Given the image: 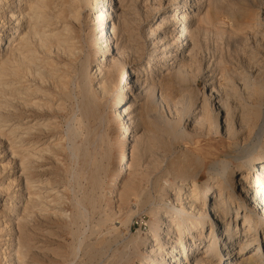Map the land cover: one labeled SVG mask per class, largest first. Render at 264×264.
<instances>
[{"label":"bare ground","instance_id":"obj_1","mask_svg":"<svg viewBox=\"0 0 264 264\" xmlns=\"http://www.w3.org/2000/svg\"><path fill=\"white\" fill-rule=\"evenodd\" d=\"M130 1L123 6L118 0H0V137L8 138L12 156L5 164L7 154L0 152V264H35L34 247L25 235L36 207L69 224L87 217V198L76 199L75 213L68 214L63 200L67 190L53 189L55 208H50L53 180L37 186L31 177L36 160L63 149L62 142L48 144L49 133L58 126L47 113L59 111L58 98L65 102L63 97L70 99L75 89L82 98V118H90L100 103L112 100L116 109L111 118L122 145L125 148L130 138L135 142L133 162L127 165L132 170L137 163L132 171L134 178L140 174L142 182L162 168L159 154H172L178 143L222 131L233 146L229 159L219 163L202 162L189 152L165 159L171 177L164 184L161 177L153 182L155 200L152 194L140 192L138 179L124 183L118 192L127 172V165H120L107 187L109 202H117L116 214H121L132 198L142 205L150 198L144 210L153 222L145 238L129 242L132 255H115L114 264H264V0H205L208 11L200 21L217 29L219 39L233 47L230 57L221 53L219 60L202 56V38L208 31L192 28L195 9L203 7V0H166L164 12L163 0H148L157 2L154 12L159 10L160 17L145 30V38L137 31L142 9L138 10L137 0ZM152 14L144 13L146 19ZM83 21L96 47L94 74L89 72L91 56L83 55L86 41L79 33ZM147 42L153 48L142 67ZM73 63L77 69L72 78L68 68ZM155 63L161 67L153 74ZM200 78L204 92L193 93L191 87ZM157 97L158 108L152 102ZM160 106L169 110V117L158 112ZM76 115L73 110L70 121L80 122ZM141 122L146 133L137 136L133 126H142ZM74 129L68 132L69 139L76 137L77 133L71 134ZM70 151L75 155L80 150L71 145ZM148 153L155 158L144 166L142 157ZM84 159L87 164L91 161L90 155ZM205 171L208 176L202 181ZM11 173H21L25 186L16 190ZM89 205L94 206L92 201ZM131 222L129 218L121 223L129 230ZM104 246L99 240L89 257H97ZM55 250L47 247L36 254L57 257L60 253Z\"/></svg>","mask_w":264,"mask_h":264},{"label":"rangeland","instance_id":"obj_2","mask_svg":"<svg viewBox=\"0 0 264 264\" xmlns=\"http://www.w3.org/2000/svg\"><path fill=\"white\" fill-rule=\"evenodd\" d=\"M118 1H122L119 3L120 5L122 4L123 6H129L131 4L130 0H118ZM153 1H148V0L147 1L146 0L136 1L138 10L142 9V10H139L138 19L141 20V24L139 23L138 26L140 28L138 27L137 31L144 38L146 34L145 30H147L150 27V25H152L154 22L158 21L160 17L159 10L158 11L156 10L154 12L155 4H157V2H153ZM206 3L207 2L203 0V3H202L204 4L203 7H200V9L199 8L195 9L197 12L196 13L197 17L195 18V21L192 27L193 29L200 28L201 30L208 31L206 36L204 35L202 38L203 49H202L201 54L203 57L205 58L207 57L206 58L207 60H210L209 58L212 59L213 57H214L213 59H215L216 57V59L219 60V55H221V53L225 55L227 54L226 56L230 57L233 47H231L230 44L229 46H227L228 42H226L225 40L219 39L217 29L213 28L212 30L210 26L208 27L206 23H203V21H200L201 19H203V17L205 18V15L207 14L208 7H206L207 6ZM162 4H163L162 6L163 9L161 10V12H164L167 8L166 0H163ZM146 11L153 12V14L148 19H146V15H144ZM83 23L84 24H82L79 29V33L81 34L82 37H84L86 41L85 52L83 55L84 57L85 55L91 56L92 64L89 67V72L94 74L95 68L97 65L96 63L97 61L95 60V58H93L96 47L93 45V39L89 37V32H90L89 25H87L86 21H83ZM119 36H120L119 44H122V42H124L125 39L124 40L122 39L123 35L121 33ZM189 47L191 49V46ZM152 48L153 46L152 47L150 46V42H147L146 51H145L146 53H145L144 59L140 63L142 67H144V65H146V63L149 62V59H150L149 57L151 55L150 53L152 51ZM190 49L188 48V50ZM153 66H154V71H155L153 74H156L157 72H159V68L161 66L159 65V63L157 64L155 63ZM76 69H77V64H74V63L70 65V67L68 68V73L71 75L72 78L76 76V72H75ZM218 78H219V71H218ZM203 81H204L203 78H200L197 81L196 85L191 87L190 91H192V89L194 88L193 93L196 92V90H197L196 93L204 92V82ZM78 92H79L78 89H75L74 95L71 96L70 99L64 96L63 98L65 102H59V100H62L60 99L61 97H59L57 104L60 105V110L52 112V113H47L48 118L51 119V123H55V125L57 124L58 126V127L56 126L58 129H55L54 131H52L54 133H49L48 139L50 140L48 144L52 142L53 144L62 142L61 147L63 149L60 148L62 150L60 151L55 150V152L53 150L51 153L46 154V156L41 157L40 158L41 160L39 159L36 160L37 162L35 163V165H33L34 169L31 172V177L34 178L33 181H37L36 183L37 186L41 185L40 184L41 181H45L46 179H52L53 181L51 185L53 186L51 187L52 190L49 188V190H51V192L49 191L50 195L51 193L52 194L54 193L53 189H60V190L64 189V191L67 190L65 191V197H63L64 198L63 200H65V202L67 201L66 203L64 202L66 206V207L64 206V208H65V212L69 211L68 214H70L71 211H72V214L75 213V211L72 210V207L76 199L87 198L84 200V205L88 210V214L86 217L87 219L85 218L83 219L84 221L81 220L77 224H69L68 222L64 223L62 221H59L55 217L54 218L47 217L45 215L47 213L43 211L39 212V209L44 210L45 208H42L41 206L36 207L34 209L35 218H34L33 223H31L29 227L30 230L28 231L29 237L25 235V237L28 238L26 239L30 242L31 248L34 247L32 251H34L36 255V257H34L35 264H114L115 255H116V258L120 257V255H123L125 253L128 254L127 256L132 255L131 249H133V246L131 247L130 245H128L131 240L137 239L139 237L145 238L148 235V233L151 231L150 225L153 222V219H152V216L149 215L148 212L144 210V207H146L145 204L149 205V202L151 200L150 198L145 200V204L143 203L145 206L142 204H139L136 198H132L131 203L129 204L127 209H125L121 214H116L119 204L117 202H116L117 204L116 203H114V205L111 204L108 200V197L106 196L107 187H108L109 181L113 173L117 171L120 165L124 164L125 166L127 164H132L133 162L131 161L132 155L130 154H132L131 153L133 150L132 148L135 147V142L132 143L133 139L130 138L127 141L128 145H126L125 148L122 145V136L119 133L117 124L111 118L113 111L116 109L112 107L113 103L111 99L109 103H100L98 106V110H96V113L90 118L88 119L82 118V115L79 112V106H81L82 98L80 97ZM136 92H133V94L134 93L138 94V91ZM115 94H116V91H115ZM133 94L131 93L128 95H130L132 98ZM178 95H180L179 92H178ZM157 100H158V97L152 101L153 103H155L154 105L156 107L158 106ZM72 109L76 111L77 118L81 119L80 122L75 123L73 121H70L72 117V112H73ZM165 110L166 108H163L162 106H160V108L158 109V112L161 115L165 114L164 116L169 117L170 116L168 115V113H170L169 110H166V111ZM172 110L175 112L174 108ZM211 110L213 113H217L215 107H211ZM34 111H38V110L35 109ZM60 111L62 113H59ZM136 113H138V110L135 111V114ZM142 123L143 122H141V124ZM144 126L145 125L143 124L141 126L139 123L138 127L136 128V125H134L133 133L136 134L137 136H142L144 133H146ZM71 127L72 129L75 128L74 129L75 131H73L71 134L75 135V133H77L76 137L74 136L71 137L73 143L72 141H70L71 138L69 139L67 135L68 132H70ZM46 140L47 139L43 141H46ZM74 142L76 145L74 144ZM9 144L10 142L8 141V138L2 139V137H0V152H2L3 154H7L5 159L3 160L5 164L8 163L12 158V156L8 154ZM71 145L79 147L80 151L77 152V154L73 155L72 152L70 151ZM232 147L233 146L226 141L222 131L220 134L213 132L212 135L210 136H205V137H200V138L195 137L192 142L187 140L185 142L178 143L172 147L173 148L172 154H169V153L167 154L165 152H161L159 154L158 161L164 164L162 165V168L159 171H156L155 173L151 174L150 179L148 181L147 180H144V182L140 181L141 180L140 174L139 176L135 174L137 178L136 177L134 178V172L136 171L135 169H137L136 168L137 163L136 164L134 163L135 165L133 164V166L130 165L131 167H133L132 170L134 172L130 170L131 168L129 167V165H127V172H125L127 174L124 173L123 177H121L119 181L120 189L118 190V192L119 191L120 193L122 192L123 187L125 186L124 183L127 184V182H129L132 179L133 181H136L138 179L136 183H138V185L140 186V189H139L140 192L143 191L144 193L152 194L154 200L158 199V196L155 195V192H154L155 189H154L153 182L157 179V177H161L162 182L164 179L165 180L170 179L171 176L165 170L167 169L166 160H169V159L173 160V158H175L176 155L178 154L181 155L183 154V152L184 153L189 152V153H193V155H196L197 157H201L202 162L205 161V163L206 162L207 163H219V161L221 160L229 159L228 155H232ZM152 154L153 153H150V154L148 153V155L144 154V156L142 157L143 158L142 164H144V166L148 165V164L146 165V162L147 163L153 162L155 155L154 154L152 155ZM85 155L86 156L90 155L91 157V161L89 164L85 163L84 161ZM151 155H152V158L154 156L153 159H151L150 157ZM160 155L163 157H160ZM123 157L126 158L124 163L122 162ZM149 159L152 161H150ZM39 161H41V163ZM131 173H133V175L130 177ZM11 176L12 177L10 178L12 180L16 179V185H17L16 190L19 189L20 187L25 186V179L21 177V173H15V174L11 173ZM207 176H208L207 171H205L203 173V180L202 179L201 180L205 181ZM94 180L97 182V184H94L93 182ZM139 183H141V185ZM42 191L45 192V190H41L40 193H42ZM36 193H39V192L37 191ZM20 194L21 193L19 192L18 195ZM51 196H52L51 198H48L49 203L50 202L52 203V198H54V195H51ZM43 197L45 196L43 195ZM7 198L8 197H6L5 199ZM44 201L45 200H43L42 202ZM90 201H92V203L94 204L93 207L89 205ZM37 204L42 205L43 203L39 202ZM50 208H55L53 203H52V206L50 204ZM147 208L148 207H146L145 209ZM131 213H133L131 217H128L130 216ZM36 214H38V216H36ZM129 218H131L132 222L129 224L130 229L128 230V227L123 226L121 222L122 220H127ZM108 220H112V221L108 222ZM29 233L31 236L29 235ZM47 233H49V235ZM99 240L100 242H105V246L104 248L102 247L101 249H99L100 254L97 257H95L94 259L93 258L91 259L89 257V252L94 249L95 244L99 243ZM47 247L51 250L52 249L59 250V253H60L59 256L56 257L54 256L53 253L48 255L45 252H43L42 254L40 253V255L36 254L39 251L41 252L44 251V249H47ZM130 259L131 258L129 257V260ZM132 259L135 261L139 260L137 256L136 257L132 256Z\"/></svg>","mask_w":264,"mask_h":264}]
</instances>
